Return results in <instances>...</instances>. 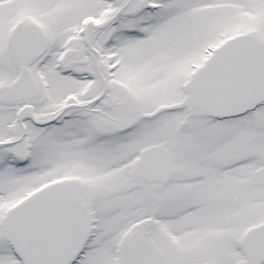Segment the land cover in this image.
I'll return each instance as SVG.
<instances>
[{
	"label": "snow or ice",
	"instance_id": "6c2138e0",
	"mask_svg": "<svg viewBox=\"0 0 264 264\" xmlns=\"http://www.w3.org/2000/svg\"><path fill=\"white\" fill-rule=\"evenodd\" d=\"M0 264H264V0H0Z\"/></svg>",
	"mask_w": 264,
	"mask_h": 264
}]
</instances>
